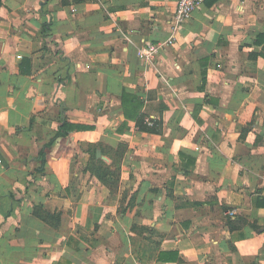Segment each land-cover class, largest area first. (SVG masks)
<instances>
[{"label":"crops","instance_id":"0c3cea01","mask_svg":"<svg viewBox=\"0 0 264 264\" xmlns=\"http://www.w3.org/2000/svg\"><path fill=\"white\" fill-rule=\"evenodd\" d=\"M1 2L0 264H264V0Z\"/></svg>","mask_w":264,"mask_h":264},{"label":"built area","instance_id":"2783aa9c","mask_svg":"<svg viewBox=\"0 0 264 264\" xmlns=\"http://www.w3.org/2000/svg\"><path fill=\"white\" fill-rule=\"evenodd\" d=\"M207 0H177L176 11L174 14L175 29L181 28L184 24L189 22L193 16V13ZM173 39L168 42H162L159 44L148 43L146 46L139 47L137 50V57L147 63L154 62L159 52L172 45Z\"/></svg>","mask_w":264,"mask_h":264},{"label":"trees","instance_id":"16d2710c","mask_svg":"<svg viewBox=\"0 0 264 264\" xmlns=\"http://www.w3.org/2000/svg\"><path fill=\"white\" fill-rule=\"evenodd\" d=\"M1 4H2V2H1V0H0V7H1ZM47 29H48V26L47 25H45L44 26V32H46L47 31ZM126 98V97H125ZM125 102V101H124ZM69 124H68V122H64V124H62L61 126H60V128H59V131H58V137H65V136H68L69 135V133H70V131H69ZM44 154H45V151L44 150H42L41 151V153H40V155L42 156V160L44 159ZM36 212V214H37V210L35 211ZM42 219H44L45 220V216H41V215H39Z\"/></svg>","mask_w":264,"mask_h":264}]
</instances>
